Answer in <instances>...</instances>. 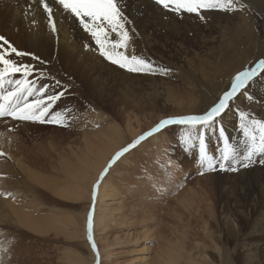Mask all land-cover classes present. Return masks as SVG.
I'll return each mask as SVG.
<instances>
[{
	"label": "rangeland",
	"instance_id": "rangeland-1",
	"mask_svg": "<svg viewBox=\"0 0 264 264\" xmlns=\"http://www.w3.org/2000/svg\"><path fill=\"white\" fill-rule=\"evenodd\" d=\"M152 1L164 11L177 14L164 9L156 0ZM205 10L217 12L218 9ZM222 15L232 17L229 25L233 29L240 19L252 27L245 43L240 44L232 34L229 35L225 22H217L216 17L217 21L212 18V24L206 27L208 29L185 26L186 34L181 31L170 33L168 26L159 29L149 27L147 41L145 39L146 42L138 47L137 54L129 42L127 48L120 51L129 57L146 58L157 69L166 71H128L102 56L94 40H85L82 48L89 54H76L73 66H70L76 67V75L69 72V65L58 62L65 81L58 77L59 86H54L57 79L50 73V83H37V88L49 86L48 96L64 93L52 104L45 118L47 120L51 115L60 113L63 120L57 124L33 121L39 126L27 127L26 134L30 133L32 138L28 144L32 161L23 155V162H26L29 173L56 183L61 186V192L55 193L51 187L46 188L27 178L24 179L27 183L32 182L31 187L17 183L19 177L11 170L12 179L8 176L13 183L11 191L0 190V264H84L87 261L89 252L93 251L87 239V226H84L85 229L81 226L74 229L69 219L75 217L80 220L81 212L89 202L84 196L75 197L63 190L69 188L71 182H76L72 172L79 169L85 142L89 139L97 145L90 156L92 161L93 155H103L113 143L127 139L133 131L144 128L163 108L165 112L173 111L165 106L171 107L173 103L168 99L181 94L182 89L196 90L204 97L214 92L217 86L209 83L210 76L206 72L217 74L231 58L237 61L245 54L250 57L240 67L242 70L255 67L264 59V0H239L234 10L223 11ZM197 36H206L207 42L198 40ZM232 49L233 54L220 60L209 57L219 50ZM87 68L94 70L91 77L83 74ZM260 71L257 69V74ZM16 78L21 77L17 75ZM90 78L93 79L92 86ZM29 79H34V76ZM33 98L44 99L43 96ZM230 105L228 110L236 116L230 133L237 136L243 122L241 114L246 115L249 126H252L253 122L259 121L264 101L252 95L247 107ZM193 114L187 112L173 117ZM10 119L15 123L6 126L4 132H18V125L30 122ZM160 120L140 132L139 137ZM166 127L138 143L155 134L144 147L139 148L136 144L127 151L132 152L127 163H121L125 152L113 164L106 188L111 189L115 196H111V203L106 206L100 203L101 210L107 209L103 216L100 210L98 216L103 218L101 224L104 222L105 226L100 224L92 233L99 251L98 264H161L158 253L173 256L177 253L178 244L182 253L180 263L184 262L183 254H187L192 246H204L218 254L214 242L202 227V221L209 219L210 214L213 217L217 214L213 197L220 192L209 189L207 181L221 169L214 164L211 169L205 170L207 165L199 163L198 137L201 131L204 132L206 150L216 159L221 155L222 141L210 132V128L194 129L179 124ZM101 138L104 141L100 143ZM243 168L238 167L236 171L226 169L221 181L228 185L235 177L240 180L236 172ZM6 170L9 169H0V174L7 173ZM21 174L26 177L23 171ZM23 190L25 196H22ZM182 199L190 202L187 209L183 208ZM11 207L24 211L23 219L11 213ZM5 210H8L7 213ZM213 221L218 224V217ZM146 235L148 238H145ZM144 256L148 258L144 259ZM97 259L92 264H97Z\"/></svg>",
	"mask_w": 264,
	"mask_h": 264
},
{
	"label": "bare ground",
	"instance_id": "bare-ground-1",
	"mask_svg": "<svg viewBox=\"0 0 264 264\" xmlns=\"http://www.w3.org/2000/svg\"><path fill=\"white\" fill-rule=\"evenodd\" d=\"M50 6L53 8V18L56 21L55 32L50 28L48 13L44 11L43 5L37 3V0H0V36L4 37L5 40L17 48L18 51L28 54L21 57H17L13 54L11 58L25 64L33 65L37 70L33 73L34 79L40 73L44 74L43 78L38 80V84L50 83V73L57 81L58 77L65 81L57 63L61 62V64L65 63L69 65V67L73 66L72 61L76 54H89L88 51L82 48L83 41L94 40L91 35L82 28L79 22L70 14L66 13L61 6L54 3ZM119 7L125 17V28L129 34V43L135 54L139 52L138 47L141 46L143 42L145 43L147 41L149 35L147 29L149 27L159 29L168 26L170 33L173 31H175L174 33H179L181 31L182 34H186V32H184V30L187 29L185 26L193 25L197 30L208 29L212 24L211 20L216 17V19H218V21L215 19L217 22H225L224 24L227 26L228 34H232L237 41H240V44L246 42L249 36L248 33L252 30V27L249 24L243 23L240 18L241 22L239 20L237 26L233 29L232 25H229V20L232 17L222 15L223 11L226 12V10L221 9H218L217 12L202 9L199 15L183 11L180 14H175L164 11L163 8L156 5L152 0H119ZM201 17H203V19H201ZM207 26L209 27L206 28ZM199 33L200 31L197 34ZM197 38L198 40L200 39L203 42H207L206 36H197ZM0 43L3 42L0 41ZM179 46L183 49L181 44H179ZM5 47H7V45H5ZM233 51L234 49L225 51L219 50V52L210 54L209 57L215 60L219 58L220 60L225 55L228 56L233 54ZM237 54L239 55V52H237ZM251 54L253 55L254 53ZM249 57L248 54H245L237 61H233V58H231L228 61L229 63L217 74L214 71L206 72L207 75L210 76L209 83L217 86L214 92L204 97L202 96L203 94H200V92L196 90L190 91L182 89L181 94L172 96L171 99H168L170 103H173L172 106H165V108H172L173 111L165 112L163 108L144 128L133 131L127 139L125 138L113 143L103 155H93L94 158L92 161H96V163L90 161V156L96 151L97 145L87 139L85 142V151L82 155L83 157L79 162V169L72 172L76 182H71L70 187L63 190L75 197L84 196L89 204L88 207L86 206L81 212L80 220L75 217L69 219L70 226L74 229L80 226L82 229H85L84 226H87V215L90 210L94 215L92 233L94 229H97L101 224L103 218L101 216L98 217L99 211L101 210L100 203L102 202L103 206H106L111 203L109 202L111 196H115L111 189L106 188L110 177V171L114 168V163L108 168L107 174L104 175L103 179L100 178V175L108 166L112 157L119 152L121 147H126L129 142L132 143L139 137L140 132L164 117H173L174 115L176 116L187 112L194 114L199 112L204 113L210 109L218 102V98L224 91L230 90V80L236 75L237 71H242L240 67L244 65V62H246ZM48 59L50 64L47 63ZM75 69L76 67H70L69 72L76 75ZM250 69L251 68L248 70ZM93 71L94 70L87 68L86 71H83V74L91 77L90 74ZM68 74L67 72L66 75L68 76ZM17 75L20 76V74ZM90 80V85L92 86L93 79L90 78ZM54 86H57V84ZM213 87L214 85L212 88ZM244 91L247 93H244ZM252 95L260 97L264 101V70L262 69L257 76L248 82L244 89L233 97L229 105L231 104L230 106L233 107L234 104L239 108L247 107ZM259 113V121L255 122L264 123V108H262ZM10 118L11 117L0 118V158L2 159H0V169L2 171L7 168L10 170H6L5 172L7 173L0 174V190L2 192L11 191V185L13 183L8 180V176L12 179V172H15L14 174H17L19 177L16 179L17 183H22L23 185L27 184V186L31 187L32 182H29V184L24 179L27 178V180H34L35 183L41 184L46 188L51 187L55 193H60L61 186L58 187L56 183H49L48 180L29 173L27 171L26 162H23L25 160L23 158L24 156L29 157L28 159L32 161V157L28 153L30 149L28 144L31 142L32 138L29 136L30 133L26 134L27 127H38L39 124H34L33 121H30L27 125H18V132L14 131L12 133H7L4 132L6 126L15 123ZM233 118L235 119L236 116H234L233 112L229 111L227 107L217 118V122L207 128H210V132L214 135H218V137L219 131L223 129L225 137L228 138V142L232 146H236L235 148H237L239 152L243 153L245 151L247 138L244 136L242 129L237 136L231 135L230 131L233 125ZM250 131L257 136V142H259L260 133L254 123L250 126ZM155 136L154 134L144 140L138 144L137 147H144L146 141ZM35 138L36 135L33 136V139ZM103 141L104 139L102 138L99 140L100 143ZM221 141L223 145V140ZM131 153L130 151L123 155L121 163H127ZM261 160H264V154L257 156L250 166L244 167L239 170V172H236L240 180L235 177L228 185L221 181V175L225 170H220L218 174L207 181V184L210 185L209 189L219 190L220 193L213 197V204L217 209L216 216L213 217V215L210 214L209 219L207 218L202 221V227L207 232L209 238L214 242L215 245L212 244L218 250V254L208 251L206 249L207 247L205 248L204 246L199 248L192 246L187 254H183L184 262L180 263L182 253L179 250L181 245L178 244L176 246L177 253L173 256H167L163 252L158 253V259L161 264H264V163H256ZM254 163L256 164L253 165ZM12 166L13 168H10ZM20 171H23L26 177H22ZM51 175L53 174L51 173ZM53 176L56 177V175ZM98 180L99 185L96 188L95 202L93 203V187L97 185ZM216 185L218 187H216ZM22 196H25V190H23ZM181 203L183 208L186 209L190 205L187 199H182ZM9 210L11 213L15 214V216L19 215L21 218L24 217V211L20 209L11 207ZM5 211L7 213L8 210ZM101 211L103 216L104 211L106 213L107 209L104 208ZM97 213L98 215H96ZM216 217H218L219 220L218 224H215L213 221ZM101 226H105V223L103 222ZM145 238H148V236L146 235ZM181 239H183V237ZM208 248L210 249V247ZM192 249H195V252H191ZM97 254L99 256V251L96 247V251L93 250L92 253L89 252L87 261H85L84 264H92L93 261L98 258ZM146 257L148 258V256ZM146 257L144 256L143 258L145 259Z\"/></svg>",
	"mask_w": 264,
	"mask_h": 264
},
{
	"label": "snow or ice",
	"instance_id": "snow-or-ice-1",
	"mask_svg": "<svg viewBox=\"0 0 264 264\" xmlns=\"http://www.w3.org/2000/svg\"><path fill=\"white\" fill-rule=\"evenodd\" d=\"M239 0H156L157 4L164 8L180 14L182 11L187 13L200 14L202 9H221L231 11L236 7ZM38 4L43 5L44 11L48 13L50 28L56 31V21L54 20V11L51 4H58L62 9L74 17L82 28L88 32L94 39L99 48V52L113 64L119 65L131 72H148V71H166L157 69L153 63L146 58L132 55L127 56L120 49H126L129 42V34L125 28V17L119 7V0H37ZM203 19V17H201ZM114 34V36H113ZM0 117H11L22 121H38L41 123L57 124L61 123L63 117L60 113L51 115V118L45 119L52 108V104L57 101L63 92L55 95H46L48 85L37 88V82L43 78L44 74L40 73L35 79L29 77L37 70L33 65L22 63L12 59V55L17 57L28 55L22 53L12 46L4 37L0 36ZM7 45V47H5ZM38 59V58H36ZM257 69L264 70V59L257 62L255 67L250 70L245 69L236 73L231 80L230 90H226L218 98L210 109L200 115H186L178 117H168L161 119L159 123L151 129L149 133L138 137L132 143L122 148L109 161L108 166L101 173L103 179L107 174L108 168L125 152L135 147L141 140L152 133L158 132L169 125H187L194 129L207 128L217 122V118L227 109L229 102L239 93L249 81L257 75ZM20 74L21 78H16ZM59 86V81L56 82ZM10 89V90H9ZM33 98V97H41ZM242 123L240 125L246 139V147L243 153L239 152L225 137L223 129L219 131V137L223 140V148L219 159L214 158L206 150L204 132L199 134V163L207 165L205 170L211 169L214 164H218L221 170L236 171L238 167L250 166L255 158L264 154V123L253 122L259 130V142L257 136L250 131L247 117L241 114ZM264 163V160L260 161ZM93 187V203L95 202L96 188ZM93 213L90 210L87 215V239L91 243L94 251L96 244L93 240ZM98 257V254H97ZM98 264V259H97Z\"/></svg>",
	"mask_w": 264,
	"mask_h": 264
},
{
	"label": "water",
	"instance_id": "water-1",
	"mask_svg": "<svg viewBox=\"0 0 264 264\" xmlns=\"http://www.w3.org/2000/svg\"><path fill=\"white\" fill-rule=\"evenodd\" d=\"M126 146H127V145H126ZM121 149H122V148H121ZM121 149H120V150H121ZM120 150H119V151H120Z\"/></svg>",
	"mask_w": 264,
	"mask_h": 264
}]
</instances>
